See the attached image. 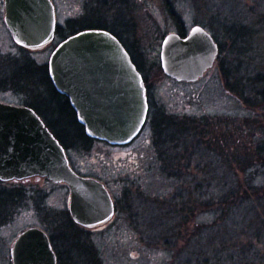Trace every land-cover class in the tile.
<instances>
[{
  "label": "rangeland",
  "instance_id": "374dc122",
  "mask_svg": "<svg viewBox=\"0 0 264 264\" xmlns=\"http://www.w3.org/2000/svg\"><path fill=\"white\" fill-rule=\"evenodd\" d=\"M56 4L62 23L71 15L72 7L77 14L88 17V24L107 25L109 20L127 31L128 35L122 34V37L147 77L150 109L156 113L160 108L167 114H181V119L186 117L195 130L192 133L196 134L191 135L198 147L194 152L198 164H194L195 167L183 163L182 178L177 179L175 174L163 172V165L156 157L150 124L125 147L110 149L105 143L94 141L87 150H68L75 169L100 178L121 201L117 215L105 225L73 228L93 247L90 249L93 255H89V249L64 248V240L56 238L62 261L88 264L84 262L88 256L98 259L100 264H264V259L260 258L261 253L264 255V223L253 221V226L245 232L235 228L231 231L235 234L230 236V244L219 249L214 231L225 223L221 221L220 226L217 225L216 213L206 206L201 207L207 198L199 200L197 194L198 200L193 204L180 207L183 213L179 217L170 215L172 208L166 205L173 199L169 195L179 185V180L189 187L192 184L207 189L210 183L207 171L213 168L219 174L224 173L229 164L220 157L224 155L217 148L227 135L231 146L230 151L226 148V155L246 163L258 156L253 147L264 146L261 143L264 142V104L245 105L230 87V84L238 87L245 77L253 81L264 78V0H56ZM178 21L187 31L195 25L207 28L216 35L221 47L219 61L194 83L177 82L165 75L158 64L163 39L177 32ZM51 50H23L10 40L0 17V54L29 56L36 64L45 65ZM35 92L39 96L37 106L53 110L51 116L57 129L68 126V131H75L52 93L40 87H36ZM239 128L242 133L235 134ZM239 144L243 147L239 148ZM23 185L28 198L45 197L44 203L56 209L54 235L65 232L60 228L64 218L59 216L68 209L69 189L43 179H31ZM215 185L210 183V187ZM30 201L24 200L18 232L41 220L40 214L39 217L32 215L36 212L28 205ZM258 210L264 215V205ZM251 219L256 220V216ZM210 232L214 234L213 239H209ZM15 235L9 236V240ZM182 236L183 240L178 242ZM174 242H178L176 251L168 249ZM98 260L94 264H98Z\"/></svg>",
  "mask_w": 264,
  "mask_h": 264
},
{
  "label": "water",
  "instance_id": "95a60500",
  "mask_svg": "<svg viewBox=\"0 0 264 264\" xmlns=\"http://www.w3.org/2000/svg\"><path fill=\"white\" fill-rule=\"evenodd\" d=\"M6 23L16 43L41 49L54 37L55 10L51 0H5ZM219 47L200 25L181 37L168 34L160 61L164 73L179 82H196L213 67ZM49 76L56 91L68 98L88 137L124 146L143 129L148 115L147 89L122 43L110 32L88 29L62 41L52 52ZM47 177L65 182L71 192L70 213L82 226L94 227L114 214L104 184L78 175L65 148L28 107L0 103V179ZM24 264H57L47 234L26 230L18 239ZM23 258V260H22Z\"/></svg>",
  "mask_w": 264,
  "mask_h": 264
},
{
  "label": "trees",
  "instance_id": "16d2710c",
  "mask_svg": "<svg viewBox=\"0 0 264 264\" xmlns=\"http://www.w3.org/2000/svg\"><path fill=\"white\" fill-rule=\"evenodd\" d=\"M177 27L179 34L184 37L186 33L185 25L181 21H178ZM213 36L216 40V35L213 34ZM131 57L138 70L143 74L147 85V77L143 73L140 61L133 54H131ZM10 64H13L14 71H18L17 73L14 71L12 72L14 78L16 79L15 74H17L20 81H22L21 90L24 94L25 103L31 105L32 108L35 109L44 119L47 127L64 148L66 150L74 148L87 150L94 140L87 136L84 126L78 122L77 115L71 107L69 100L65 96L59 94L54 88L49 77L48 65H38L29 56L14 58V61ZM158 64L161 68L160 62H158ZM37 76H39L38 83L36 82ZM253 80L254 79L251 77H245L240 81L238 87L234 84H230L231 90L233 89L234 92L239 95L245 105H254L258 102L264 104V78L258 77L256 81ZM36 87L48 90L53 94L55 101L60 104L63 111L66 112L67 118L71 121L72 125H70V127H74L75 131H68V126L64 127L65 129L62 130L57 129L56 122L52 120L51 116L53 110L49 107L43 109L37 106L39 96L35 92ZM45 114L49 117L45 116ZM180 115L181 114L179 113L167 114L165 113V110L159 108L156 110V113L150 110L148 116V124H150L153 133L152 141L157 151L156 157L163 165V172L166 174H175L174 178L176 179L182 178V175L180 174H183V172H181L183 163L185 166L194 165L196 163L198 164L194 154L196 151L195 148L198 149V147H195V139L191 135L196 134L192 133L195 132V130L192 124H190L191 122L187 121V119H185L186 117L181 119ZM241 129L242 128L237 129L235 134H239V132L242 133L240 131ZM227 138L228 135L224 142L220 140V148L218 147L217 149L223 153L224 156L220 155V157H224V161L229 164L226 165L228 168L224 170V173L222 174L217 173L213 168L210 170L208 169L209 171H207L208 173L206 177L210 179L211 184L216 183L215 187H210V183L206 186L208 187L207 189L200 186L197 188L192 184H190L189 187L188 183L183 185V182H180L183 180H179V185L176 186L169 195V197L172 196L173 199L166 204L170 205L172 208L171 212L168 213L174 217H179L183 213L180 207L193 204V201L198 200L196 198L197 194L199 200L207 198L206 203L201 202V207L204 209V206H206L207 209L213 210V212L216 213L217 225L220 226L221 221L225 223L223 227L214 231V234L216 235L215 243H217L216 248L219 249H222L220 246L225 247L230 244L229 238L232 234H235L231 231L235 228L238 231L241 230L242 232H245L248 228L253 226V221L264 223V215H261L258 210L260 205H264L262 204V198H264V146L253 147L258 156L255 157L254 160H249L246 163V161L243 162L238 157L231 158L229 155H226V148L230 151L231 146L230 141ZM233 146H235V144H233ZM242 147L243 145L239 144V148ZM232 165H238V167ZM207 166L209 167V165ZM173 193L176 194L173 195ZM202 208H200V211L203 210ZM254 216H256V220L251 219V217ZM74 227L79 228L80 226H78L72 219H69L65 223V232L63 231L60 235L53 236L56 249L61 252V250H59V244L56 241V238L57 240L60 238V240H64V248L89 249V255H93L92 253L94 252H91L90 250L93 249V247L86 243L87 240H85V242L83 241L79 232L77 233L73 231ZM257 228L261 229V227ZM262 228L264 231V224H262ZM214 234L213 232H210V234H208L209 239H213ZM71 237L73 238L72 243L70 242ZM182 240L183 236L179 237L178 242ZM178 242H174V245L168 249H175L176 251ZM60 247H62V243H60ZM199 254L201 257L200 252ZM260 256V258L264 259L263 253H261ZM97 260L87 256V259L84 262L94 264ZM98 264H100L99 260Z\"/></svg>",
  "mask_w": 264,
  "mask_h": 264
},
{
  "label": "flooded vegetation",
  "instance_id": "af4514ba",
  "mask_svg": "<svg viewBox=\"0 0 264 264\" xmlns=\"http://www.w3.org/2000/svg\"><path fill=\"white\" fill-rule=\"evenodd\" d=\"M51 1L54 5L55 19H56L54 38L52 42L48 44L47 46L48 50L52 49L51 52L54 50L57 44H59L60 42L68 38L69 36L74 35L86 29L107 30L111 32L114 36H116L121 41V43L125 46V48H127V42L122 37V34L125 36L128 35L127 31L122 28L120 29V27L117 26L116 24L114 25V22L111 23L108 20L107 25L88 24L89 22L88 17H84L85 15L82 13L77 14L74 8L71 7V15H69L65 19L64 23H62L59 20V10L56 4V0H51ZM0 17L2 18L3 26L8 31V36L10 37V40H12L15 44H17L19 47H21L24 50V48L21 45L16 43L12 35V32L10 31L6 23L5 0H2V9L0 10ZM94 18L96 17L94 16ZM119 29L120 31H118ZM177 33H179V30H177ZM186 33H187V30H186ZM14 58H18V57L17 56L14 57L12 55H7L5 57L4 55L0 54V103L4 105H11V106L19 107V108L28 107L37 113V111L33 109L31 105L25 103L24 94L21 90L22 81H20L17 74H15L16 79L14 78V74H12L14 69H13V64H10V63L14 61ZM14 72L17 73L18 71L15 70ZM8 95L12 96L14 100H10L11 98L8 97ZM105 144L109 146L110 149L119 148V147L111 146L107 143ZM75 170L82 176L98 179L100 182H102L106 186V188L108 189L113 199V204H114V214L112 218L109 220V222L112 221L118 213V202L121 200L114 197L108 184L103 182L100 178L89 176L87 174L80 172L77 169ZM31 179H43V180H46L47 182L49 181L53 183L49 179L41 178V177H32L28 179H11V180L0 179V264H24L23 261L20 260V256L22 257L23 254L22 253L19 254L17 250V249H23V248L17 247L16 244H17L19 237L22 235V233L29 228H38L42 230L45 234H47L49 241L51 243L52 249L56 254L57 264H83V263H77V262H71V261H62V254L56 249L55 242L53 239V236H54L53 232H54V229L56 228V218H58L56 212L54 211L56 209H54L53 207H50L47 203H44L45 197H41V198L35 197V196H32V198L27 197L28 194L25 191L26 189L23 183L25 181H30ZM60 185H65V184L62 183ZM25 199L31 200L30 201L31 204H28V205H30L31 210H34L36 212V213H32V215L34 214L39 217V214H40L41 220L38 221L37 225L32 224L28 226L27 228H24V229L22 228V230L18 232L19 230L18 227L21 226L20 225L21 222L19 221L21 219V215L23 212V206H24ZM69 206H70V198L68 202V209H66L65 211L66 213H64V215L59 216V218L60 217L64 218L63 220L64 225H62L63 227H60V228H63L64 230H65L66 221L69 219H72ZM101 226H98V227H101ZM11 235H15V236L14 238H12V240H9L8 237Z\"/></svg>",
  "mask_w": 264,
  "mask_h": 264
}]
</instances>
